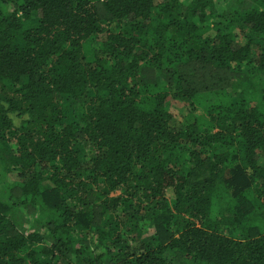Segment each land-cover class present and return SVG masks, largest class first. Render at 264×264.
Returning a JSON list of instances; mask_svg holds the SVG:
<instances>
[{
	"label": "trees",
	"instance_id": "16d2710c",
	"mask_svg": "<svg viewBox=\"0 0 264 264\" xmlns=\"http://www.w3.org/2000/svg\"><path fill=\"white\" fill-rule=\"evenodd\" d=\"M0 264H264V0H0Z\"/></svg>",
	"mask_w": 264,
	"mask_h": 264
},
{
	"label": "rangeland",
	"instance_id": "374dc122",
	"mask_svg": "<svg viewBox=\"0 0 264 264\" xmlns=\"http://www.w3.org/2000/svg\"><path fill=\"white\" fill-rule=\"evenodd\" d=\"M238 30L239 29L237 28L236 31ZM243 35L240 37L243 38ZM241 41H244V40L241 39ZM206 104L202 105L197 111H200L202 108H204ZM166 106H167L168 111L172 113L176 119L180 120V119H183L184 116H186L187 108L182 104V102L174 100V99L173 100L169 99L166 103ZM12 119L16 125L20 124L21 118L14 117V115H12Z\"/></svg>",
	"mask_w": 264,
	"mask_h": 264
}]
</instances>
